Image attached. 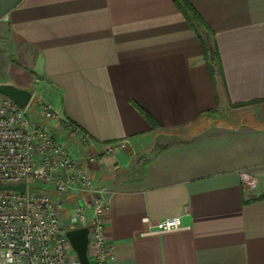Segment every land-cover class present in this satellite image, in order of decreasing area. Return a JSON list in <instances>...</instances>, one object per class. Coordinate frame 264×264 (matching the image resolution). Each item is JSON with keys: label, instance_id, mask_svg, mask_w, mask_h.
I'll list each match as a JSON object with an SVG mask.
<instances>
[{"label": "crops", "instance_id": "obj_1", "mask_svg": "<svg viewBox=\"0 0 264 264\" xmlns=\"http://www.w3.org/2000/svg\"><path fill=\"white\" fill-rule=\"evenodd\" d=\"M187 1L205 27L174 0H0V82L36 92L91 152L127 141L90 165L112 264H264V0ZM172 216L182 228L147 232Z\"/></svg>", "mask_w": 264, "mask_h": 264}, {"label": "built area", "instance_id": "obj_2", "mask_svg": "<svg viewBox=\"0 0 264 264\" xmlns=\"http://www.w3.org/2000/svg\"><path fill=\"white\" fill-rule=\"evenodd\" d=\"M31 107L38 119L30 117ZM94 143L73 121L45 104L36 92L20 108L0 94V187L24 183L23 192L0 188V264H79L65 233L87 229L90 264H112L105 238L106 187L94 182L90 165L127 147L117 139ZM75 151V153H74ZM244 188L256 175L238 170ZM180 218L148 223L149 233L182 228Z\"/></svg>", "mask_w": 264, "mask_h": 264}, {"label": "water", "instance_id": "obj_3", "mask_svg": "<svg viewBox=\"0 0 264 264\" xmlns=\"http://www.w3.org/2000/svg\"><path fill=\"white\" fill-rule=\"evenodd\" d=\"M0 94L10 98L20 108L26 106L31 98V91L29 89L18 87L13 82H0ZM0 188L23 192L25 185L20 182L4 185ZM65 235L76 253L79 264H90L87 254V229L85 227L70 229L66 231Z\"/></svg>", "mask_w": 264, "mask_h": 264}, {"label": "trees", "instance_id": "obj_4", "mask_svg": "<svg viewBox=\"0 0 264 264\" xmlns=\"http://www.w3.org/2000/svg\"><path fill=\"white\" fill-rule=\"evenodd\" d=\"M174 3L176 7L182 12L184 17L192 24H203V21L201 17L198 15V13L194 10V8L188 3L187 0H174ZM204 25V24H203ZM205 27V25H204ZM206 51V62L208 69L210 71V74L213 75L214 72V66L219 67L220 66V61H219V56L216 50L215 45L213 44V49L211 54H208L207 49L205 47ZM136 108L141 112V114L147 119V121L153 125V120L152 118L144 111L142 110L139 106L135 105Z\"/></svg>", "mask_w": 264, "mask_h": 264}, {"label": "rangeland", "instance_id": "obj_5", "mask_svg": "<svg viewBox=\"0 0 264 264\" xmlns=\"http://www.w3.org/2000/svg\"><path fill=\"white\" fill-rule=\"evenodd\" d=\"M30 117L32 119H38V113L36 112V110L33 107H31ZM204 128H205V126H203V125L197 127L198 131L202 130ZM207 135H209V134H207ZM246 136H248V138H249L248 141H254L253 143L259 142L260 137L258 135H254V134H250V135L241 134V136H239V134H238L234 141L235 142H238V141L239 142H243V140L246 139ZM223 140L224 141H229V138L228 137H224Z\"/></svg>", "mask_w": 264, "mask_h": 264}]
</instances>
